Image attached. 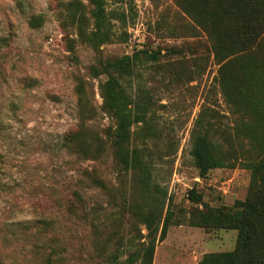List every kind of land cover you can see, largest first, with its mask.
I'll use <instances>...</instances> for the list:
<instances>
[{
	"label": "rangeland",
	"instance_id": "obj_1",
	"mask_svg": "<svg viewBox=\"0 0 264 264\" xmlns=\"http://www.w3.org/2000/svg\"><path fill=\"white\" fill-rule=\"evenodd\" d=\"M103 1L100 42L92 0H0V264H126L153 237L151 264H198L234 250L231 215L260 186L253 166L264 177V77L252 57L224 72L239 90L228 103L207 35L176 0ZM144 51L157 60L141 58L120 82L152 101L147 125L131 128L152 152L148 190L116 163L101 98L104 64ZM78 128L85 155L61 144ZM193 131L218 145L225 167L200 177ZM151 209L167 218L162 240L161 224L149 237L137 216Z\"/></svg>",
	"mask_w": 264,
	"mask_h": 264
},
{
	"label": "trees",
	"instance_id": "obj_2",
	"mask_svg": "<svg viewBox=\"0 0 264 264\" xmlns=\"http://www.w3.org/2000/svg\"><path fill=\"white\" fill-rule=\"evenodd\" d=\"M92 1L95 8L93 39L104 42L109 36L104 20V1ZM176 2L207 35L214 61L219 66V81L224 98L228 103L232 102L229 90L234 91L235 97L239 91L238 85H230V78L224 74L234 61L252 57L253 67L259 75L257 77H264V0H176ZM252 22L255 25H250ZM237 38L241 39V43L238 48H233L231 44ZM157 55L156 52L149 54L148 51H144L106 62L103 74L107 78L101 86L103 107L114 119V128L110 133L113 157L122 169L139 174V180L145 190L151 185L152 152L147 145L148 139L142 141L141 147L135 145L131 128L138 123L147 125L145 117L150 111L152 101L143 91L132 96L120 80L134 74L141 58L145 61H156ZM255 111H258V107ZM148 129L155 132L152 126H148ZM61 144L62 147L83 155L91 147L81 129L63 135ZM167 144L166 152L175 154L177 148L170 138L167 139ZM158 152L160 153L159 150ZM189 155L200 177L213 169L225 167L228 161V157L206 133L194 131L190 136ZM261 164L253 166V179L259 176L260 186H257L255 194H250L239 203V208H235L237 211L230 218L232 222L230 228L238 231L234 250L227 253L205 254L198 264H264V177ZM256 184L257 182L253 180L250 187L256 188ZM191 194V199L198 198L194 193ZM137 216L145 224L149 237H152L154 231H158L161 224L159 240L163 239L167 230L166 217L161 223V213L156 209L138 211ZM154 240L153 237L145 247L130 255L126 264H135L138 261L139 264H151Z\"/></svg>",
	"mask_w": 264,
	"mask_h": 264
}]
</instances>
